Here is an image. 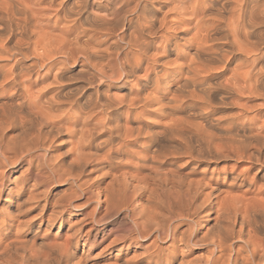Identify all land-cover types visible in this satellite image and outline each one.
Returning a JSON list of instances; mask_svg holds the SVG:
<instances>
[{
  "label": "bare ground",
  "instance_id": "bare-ground-1",
  "mask_svg": "<svg viewBox=\"0 0 264 264\" xmlns=\"http://www.w3.org/2000/svg\"><path fill=\"white\" fill-rule=\"evenodd\" d=\"M0 61V264H264V0H0Z\"/></svg>",
  "mask_w": 264,
  "mask_h": 264
},
{
  "label": "rangeland",
  "instance_id": "rangeland-1",
  "mask_svg": "<svg viewBox=\"0 0 264 264\" xmlns=\"http://www.w3.org/2000/svg\"><path fill=\"white\" fill-rule=\"evenodd\" d=\"M192 24H193V22H192ZM5 63L4 62H2V61H0V67H2L3 65H4ZM75 83V82H74ZM76 84H78V83H76ZM95 87V86H94ZM96 88V87H95ZM260 100H256V99H254V101H253V99L249 102V104L250 105H258V104H260V103H262V102H259ZM254 105V106H255ZM251 118H253L252 116H250ZM18 176V173H15V174H12V178L14 177H17ZM67 185H62V184H54V185H51L50 187H49V193H50V195L53 197H56V198H59L60 197V195L61 194H63L62 192H64V190L68 187H66ZM66 191V190H65ZM121 222V219L120 220H118V223H120ZM117 223V224H118ZM119 225V224H118Z\"/></svg>",
  "mask_w": 264,
  "mask_h": 264
}]
</instances>
